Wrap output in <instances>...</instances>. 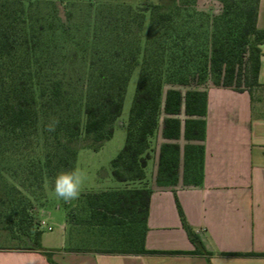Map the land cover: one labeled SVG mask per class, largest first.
Instances as JSON below:
<instances>
[{
  "label": "trees",
  "instance_id": "trees-1",
  "mask_svg": "<svg viewBox=\"0 0 264 264\" xmlns=\"http://www.w3.org/2000/svg\"><path fill=\"white\" fill-rule=\"evenodd\" d=\"M136 1L140 0H105L128 7L129 12L120 20L123 34L119 20L111 21L107 28L114 35L115 48L109 55L92 52L90 62L85 64L87 80L77 96L71 68L72 59L79 54L72 56L69 52L75 41L71 26L58 15L54 18L57 27L55 22L47 25L35 18L32 9L37 6V0H12V5L18 6L0 14V81L3 82L0 131L9 135L14 146L28 143L39 132L47 141L53 137L54 154L48 152L43 167L50 168L55 163L56 169L75 171L78 152L62 143V134L69 139L85 134L100 143L114 136L132 72L141 56L142 72L130 112L126 143L112 162L113 177L120 183L146 179L153 154L152 139L163 113L166 115L163 138L172 142L161 147L157 175L160 187H174L180 182L182 147L176 141L182 137L187 141L205 140L207 88L185 93L174 88L165 93L166 85L188 86L192 81L205 84L209 76H213L215 86L238 92L251 91L259 85L264 44V31L258 28L261 0H222V13L213 17L196 10L198 0H170L174 5L168 10L146 0L143 7L152 8L153 18L144 48L142 35L134 28L143 12L133 11L132 3ZM58 32L64 39L62 46L56 44ZM84 54L85 59L89 48ZM50 125H54V131L48 130ZM183 157L184 185H201L204 145L187 144ZM151 196L152 189L148 187L89 194L88 224L104 230L134 226L133 232H124L131 248L105 252L157 253L146 248ZM12 207L18 215L19 209ZM179 210L183 227L196 247L194 253L203 254L205 248L200 237L180 206ZM68 220L73 225H86L73 212H69ZM41 234L39 230L35 233L36 244L27 249L43 251ZM43 252L50 257L48 252Z\"/></svg>",
  "mask_w": 264,
  "mask_h": 264
},
{
  "label": "crops",
  "instance_id": "crops-1",
  "mask_svg": "<svg viewBox=\"0 0 264 264\" xmlns=\"http://www.w3.org/2000/svg\"><path fill=\"white\" fill-rule=\"evenodd\" d=\"M258 28L264 31V0ZM261 49L259 85L243 92L209 86L205 140L182 137L187 144L204 145L202 184L185 186L180 178L174 187H159L155 180L148 186L146 248L157 253H108L91 247L92 234L100 230L69 222L74 199L65 200L61 233L48 239L41 234V248L50 257L38 249L0 247V264H212L213 258L223 264H264V44ZM158 131L162 135V120ZM154 163L158 167L157 157ZM179 206L200 237L203 254L194 253Z\"/></svg>",
  "mask_w": 264,
  "mask_h": 264
},
{
  "label": "rangeland",
  "instance_id": "rangeland-1",
  "mask_svg": "<svg viewBox=\"0 0 264 264\" xmlns=\"http://www.w3.org/2000/svg\"><path fill=\"white\" fill-rule=\"evenodd\" d=\"M18 1V0H14ZM162 5V10L170 9L174 3L170 0H148ZM38 4L32 9L35 18H40L42 23L50 24L56 15L60 16V11H55V6L60 3L64 8V15L67 25L71 26L72 34L75 38L74 43L69 46V52L78 53L76 59H72L73 67L71 74L75 80V94L83 88L87 76L85 64L90 62L92 52L100 54H110L115 48L114 35L107 28L111 21H117L120 31L123 34L120 20L127 14L128 7L123 4L106 3L105 0H37ZM146 0L132 3L133 11H143L138 15L135 32L142 35L143 48L148 39V33L153 18L152 8L143 7ZM101 3V4H100ZM17 4L12 5V0H0V14L3 11L16 8ZM144 8V9H143ZM149 8V9H148ZM196 10L208 16H219L222 13V0H198ZM145 10V11H144ZM144 14V15H142ZM143 26V27H142ZM142 30V31H141ZM59 45L64 44L62 35L58 32ZM62 37V38H61ZM56 44L54 46H56ZM89 48V54L85 59L84 53ZM143 56L140 57L138 65L134 68L128 85L124 101V108L121 117L115 124L114 136L104 142H95L93 137L82 134L77 139H69L62 134L61 140L64 145L77 150L76 169L85 173V178L81 187L80 195L74 200L73 212L79 220L85 221L90 230H101L97 234H92L95 239L90 246L102 250H123L131 248L127 241L125 231H132L127 226L122 228L110 227L104 229H93V225L88 224L90 209L88 207V196L92 191L102 192H121L128 188L134 189L148 187L152 181H156L159 170L155 166L154 160L159 155L163 142V134L157 131L152 139V159L146 169V179L143 182L124 183L121 185L113 177L112 162L125 146L127 137V126L136 93L137 83L142 72ZM213 76H209L205 84L192 81L188 86L166 85L165 93L170 89H179L183 93L188 90L206 89L215 85ZM3 82L0 81V99L3 97ZM166 118L162 114V122ZM181 119L184 121L186 116L183 114ZM51 137L49 141L42 133L30 137L28 143L14 146L10 142L9 135L0 131V247L27 249L36 244L35 233L42 231L43 236L53 238L61 233V227L66 222L65 200L55 194V180L61 172H68L65 168L56 169L55 163L50 167H43L47 162L48 152H53L52 144L56 141ZM55 142V143H54ZM182 147V158L180 168V178L184 175V149L187 146L186 140L181 138L177 141ZM184 184V183H183ZM159 186V185H158ZM160 187V186H159ZM72 204V205H73ZM12 205L19 209L18 215L13 210ZM22 214V215H20ZM53 228L49 231L43 227V221ZM32 222V224H30ZM133 234V233H132ZM132 236V235H131ZM130 237V236H129Z\"/></svg>",
  "mask_w": 264,
  "mask_h": 264
},
{
  "label": "clouds",
  "instance_id": "clouds-1",
  "mask_svg": "<svg viewBox=\"0 0 264 264\" xmlns=\"http://www.w3.org/2000/svg\"><path fill=\"white\" fill-rule=\"evenodd\" d=\"M49 131H54V125H50ZM85 173L76 169L71 172H61L55 180V194L66 201L77 199L85 178ZM212 264H223L221 259L213 258Z\"/></svg>",
  "mask_w": 264,
  "mask_h": 264
},
{
  "label": "water",
  "instance_id": "water-1",
  "mask_svg": "<svg viewBox=\"0 0 264 264\" xmlns=\"http://www.w3.org/2000/svg\"><path fill=\"white\" fill-rule=\"evenodd\" d=\"M58 8H59V11H60V17L62 18L63 21H65L66 17L64 15V8H63V6L60 3H58Z\"/></svg>",
  "mask_w": 264,
  "mask_h": 264
},
{
  "label": "built area",
  "instance_id": "built-area-1",
  "mask_svg": "<svg viewBox=\"0 0 264 264\" xmlns=\"http://www.w3.org/2000/svg\"><path fill=\"white\" fill-rule=\"evenodd\" d=\"M43 227L44 228H47L48 230H52V227L51 226H48L47 222L46 221H43Z\"/></svg>",
  "mask_w": 264,
  "mask_h": 264
}]
</instances>
